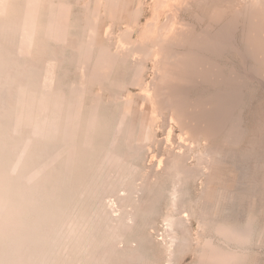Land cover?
<instances>
[{"label": "rangeland", "instance_id": "1", "mask_svg": "<svg viewBox=\"0 0 264 264\" xmlns=\"http://www.w3.org/2000/svg\"><path fill=\"white\" fill-rule=\"evenodd\" d=\"M201 1L179 0L197 26L242 0ZM161 2L0 0V264H204L207 239L225 244L212 225L226 199L256 236L232 264H264V99L247 100L234 142L180 146L176 129L171 145L169 102L146 91L158 68L116 48Z\"/></svg>", "mask_w": 264, "mask_h": 264}, {"label": "bare ground", "instance_id": "2", "mask_svg": "<svg viewBox=\"0 0 264 264\" xmlns=\"http://www.w3.org/2000/svg\"><path fill=\"white\" fill-rule=\"evenodd\" d=\"M240 3L232 17L208 20L197 26V20H194L198 17L197 11L192 14L179 0H162L160 10L156 4L153 7L156 12L152 10L147 16L141 39L135 41L131 37L136 31L135 25L139 24L137 16L134 27L127 29L129 35H122L132 39L116 44L126 57L136 58L141 65L151 61L152 66L158 68L161 86L150 84L146 91L150 100L166 99L169 102L171 113L166 122L163 118L162 126L168 128L166 140L171 145L176 129L180 131V146L191 144L192 148H198L214 140L234 142L246 131L243 108L247 100L253 94L264 99V0H242ZM104 27V24L100 26L102 38L107 32ZM237 29L241 34L239 37ZM145 30L151 37H146ZM228 49L238 54L242 70L224 71L220 61ZM143 80V77L139 79V86ZM211 87L212 94H203ZM193 89L200 91L198 96L190 95ZM143 127L140 139L147 141L150 128L145 123ZM156 162L159 166L164 162L161 155L157 156ZM229 202L226 199L216 206L214 214H219L220 218L212 225L213 237L225 244L220 246L211 238L207 239L204 264L234 263L256 237L249 221L240 223L227 214L231 209Z\"/></svg>", "mask_w": 264, "mask_h": 264}]
</instances>
